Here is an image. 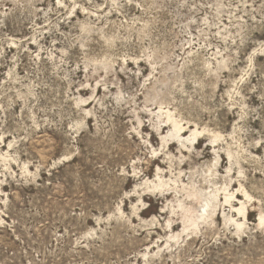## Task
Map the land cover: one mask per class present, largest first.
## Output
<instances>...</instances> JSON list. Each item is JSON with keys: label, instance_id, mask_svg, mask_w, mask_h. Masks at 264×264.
<instances>
[{"label": "rangeland", "instance_id": "rangeland-1", "mask_svg": "<svg viewBox=\"0 0 264 264\" xmlns=\"http://www.w3.org/2000/svg\"><path fill=\"white\" fill-rule=\"evenodd\" d=\"M261 214L264 0H0V264H264Z\"/></svg>", "mask_w": 264, "mask_h": 264}, {"label": "bare ground", "instance_id": "bare-ground-1", "mask_svg": "<svg viewBox=\"0 0 264 264\" xmlns=\"http://www.w3.org/2000/svg\"><path fill=\"white\" fill-rule=\"evenodd\" d=\"M160 108V107H159ZM162 109V108H161ZM160 109V110H161ZM165 115H167V117H168V119H169V121H171V123H172V125H173V131H172V134H170L169 136H167V137H171V138H173L174 140H177V142H179V143H182V144H184V143H190V144H193L198 138H199V136L201 135V133H199L198 131H197V129L196 130H193V131H191V127H189V128H183L182 126H181V124H179L176 120H174L173 119V117H172V115H171V113H170V111H168L167 110V112H166V114ZM171 125V124H170ZM172 125H171V128H172ZM206 131V130H205ZM188 132H190V136L189 137H186L187 136V133ZM203 132V131H202ZM211 132V131H210ZM217 134V133H216ZM167 137H164L163 138V141H165L166 140V138ZM186 137V138H185ZM221 137V136H220ZM219 138V136H216L215 135V139H218ZM214 139V140H215ZM178 143V144H179ZM214 143V142H213ZM213 143H211V144H213ZM216 148V147H215ZM215 150V149H214ZM157 152V151H156ZM216 153V152H215ZM227 153V152H226ZM231 153V152H230ZM218 154V153H217ZM227 154H229V153H227ZM171 155V154H170ZM231 155V154H230ZM232 159V158H231ZM215 160V159H214ZM233 166V165H232ZM210 168V167H209ZM230 171H231V169H229ZM158 171L160 172L161 171V169L158 167ZM163 173H164V171H163ZM160 175V174H159ZM158 175V176H159ZM157 176V178H158V181H159V184H155L154 183V181L153 182H150L149 183V181H147V183H149L150 184V186H151V184H154V188L155 189H162L163 187H164V183L163 182H165V181H163V179H162V177H161V175H160V177H158ZM229 177V176H228ZM157 182V181H156ZM169 182V181H168ZM148 185V184H147ZM149 187V186H148ZM153 187V186H152ZM165 189V188H164ZM198 190V189H197ZM241 190V189H240ZM159 191V190H158ZM165 191V190H164ZM244 191V190H243ZM243 191H241V192H243ZM227 192V191H226ZM229 192V191H228ZM227 192V193H228ZM246 192V191H245ZM210 195V194H209ZM246 195V194H245ZM244 195V196H245ZM225 196V195H224ZM238 197V196H237ZM249 197V196H248ZM233 198H235L236 199V194L234 193V191H233V193H229V194H227L226 196H225V203L227 204H229L230 202H231V200L233 199ZM234 200V199H233ZM203 201H205V200H202L201 202H203ZM216 201H218V194L217 193H213L212 192V195H210L207 199H206V201H205V203H206V205L204 206V209L203 208H201V209H203L204 210V214L203 213H201L202 215L201 216H199V219H203V218H205V217H208L209 215H208V213L209 212H211L212 213V211H210V210H208L207 211V209H214V208H216L217 207V204H216ZM233 203V202H232ZM240 204V208H237V207H234L233 205V209H235V210H237V212L238 213H240V214H242L243 216H245V213H246V211H247V208H246V205H245V203L243 202H241V203H239ZM180 206V205H179ZM186 213V212H185ZM213 214V213H212ZM211 217V216H210ZM171 221V220H170ZM230 221H232V222H234V223H236V225L238 226V227H242L243 226V223L241 222H237L234 218H231L230 219ZM187 222H188V220H187ZM258 222H259V225H263L264 224V214L262 215H260L259 216V218H258ZM169 224V223H168ZM189 226H194V227H196L197 226V221L195 220V221H193V220H190V223H189ZM186 229H187V227H186ZM196 229V228H195ZM186 231V230H185ZM187 231H188V229H187ZM174 238V237H173ZM172 238V239H173Z\"/></svg>", "mask_w": 264, "mask_h": 264}]
</instances>
